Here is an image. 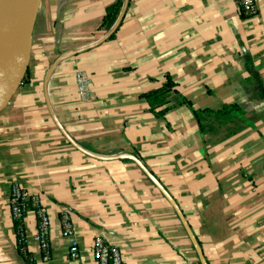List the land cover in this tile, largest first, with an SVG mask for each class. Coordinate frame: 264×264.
Masks as SVG:
<instances>
[{
	"label": "crops",
	"instance_id": "obj_1",
	"mask_svg": "<svg viewBox=\"0 0 264 264\" xmlns=\"http://www.w3.org/2000/svg\"><path fill=\"white\" fill-rule=\"evenodd\" d=\"M117 1L116 22L102 27ZM255 3L245 17L237 0H41L29 82L0 99V264H26L14 184L38 195L51 218L48 261L35 213L24 221L34 264H96L97 237L125 264H201L176 210L138 166L84 154L54 117L92 153L141 159L208 264H264V0ZM168 80L177 88L163 104L146 97ZM65 212L72 238L62 234Z\"/></svg>",
	"mask_w": 264,
	"mask_h": 264
},
{
	"label": "water",
	"instance_id": "obj_2",
	"mask_svg": "<svg viewBox=\"0 0 264 264\" xmlns=\"http://www.w3.org/2000/svg\"><path fill=\"white\" fill-rule=\"evenodd\" d=\"M41 0H28L21 4L16 10L14 21L12 22L11 36L6 45L0 43V99L2 94L10 87L24 88L30 79V52L28 50L32 40V31L36 19V15L40 6ZM11 78L13 79L12 81ZM57 126L61 129L65 137L81 152L90 157L109 160V159H129L133 161L149 178V180L160 190V192L168 199L176 210L183 226L185 227L188 236L190 237L195 250L199 255L201 264H208L203 250L193 233L188 221L180 210L178 204L162 185V183L155 177V175L146 167V165L133 154H121L115 157H104L90 152L78 145L72 137L66 132L64 127L59 123L58 119L54 117Z\"/></svg>",
	"mask_w": 264,
	"mask_h": 264
},
{
	"label": "built area",
	"instance_id": "obj_3",
	"mask_svg": "<svg viewBox=\"0 0 264 264\" xmlns=\"http://www.w3.org/2000/svg\"><path fill=\"white\" fill-rule=\"evenodd\" d=\"M240 12L245 17L254 16L257 12L255 0H237ZM29 82V81H28ZM28 84V83H27ZM12 219L19 223L18 234L21 242L27 243L24 221L28 213L33 212L37 218V231L34 236L42 253V260L51 258V218L41 204L38 195L24 189L19 184H14L9 201ZM62 234L64 237L74 236V227L69 213L65 212L61 218ZM17 240V235H16ZM18 245V244H17ZM27 245V244H26ZM28 252V249H27ZM80 255L77 242L70 246V258L77 259ZM93 257L96 264H125L122 252L115 246L109 244L103 237H97L93 246Z\"/></svg>",
	"mask_w": 264,
	"mask_h": 264
},
{
	"label": "trees",
	"instance_id": "obj_4",
	"mask_svg": "<svg viewBox=\"0 0 264 264\" xmlns=\"http://www.w3.org/2000/svg\"><path fill=\"white\" fill-rule=\"evenodd\" d=\"M122 2L117 1L112 7L109 8L107 16L104 18L102 22V27H107L110 28L114 25L118 18V14L121 10ZM177 88L175 83L173 81L168 80V82L158 91L152 92L146 97L149 99L150 97L155 96L156 99H158L159 104H163L165 102L166 95L168 92H170L172 89ZM223 114H225V111H223ZM196 117L199 119V114L196 113ZM15 230H16V235H17V247H18V252L20 257L24 260L26 264H34L32 263V257L29 252H27V245L23 242H21V237H19L18 234V226L19 223L15 222Z\"/></svg>",
	"mask_w": 264,
	"mask_h": 264
},
{
	"label": "bare ground",
	"instance_id": "obj_5",
	"mask_svg": "<svg viewBox=\"0 0 264 264\" xmlns=\"http://www.w3.org/2000/svg\"><path fill=\"white\" fill-rule=\"evenodd\" d=\"M24 0H0V33L7 27L9 22H13L16 10ZM0 43L2 42L0 38Z\"/></svg>",
	"mask_w": 264,
	"mask_h": 264
},
{
	"label": "rangeland",
	"instance_id": "obj_6",
	"mask_svg": "<svg viewBox=\"0 0 264 264\" xmlns=\"http://www.w3.org/2000/svg\"><path fill=\"white\" fill-rule=\"evenodd\" d=\"M32 60V59H31ZM30 63H31V65H30V68H31V66L33 67V63L30 61ZM30 73H31V70H30ZM13 79L11 78V80L10 81H12Z\"/></svg>",
	"mask_w": 264,
	"mask_h": 264
}]
</instances>
